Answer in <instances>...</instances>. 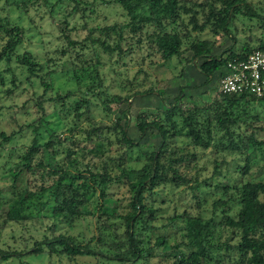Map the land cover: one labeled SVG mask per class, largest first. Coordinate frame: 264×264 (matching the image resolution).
<instances>
[{
	"label": "trees",
	"instance_id": "16d2710c",
	"mask_svg": "<svg viewBox=\"0 0 264 264\" xmlns=\"http://www.w3.org/2000/svg\"><path fill=\"white\" fill-rule=\"evenodd\" d=\"M114 1L124 11L127 23L100 30L106 39L116 37L114 46L101 40L96 42L109 56L120 50L121 43H128L130 36L123 38L125 30H128L132 34L130 39H136L135 44L141 46L146 42L164 61L190 51L194 63L196 60H203L198 68L199 73L207 80H212L218 73L219 80L224 75L223 67L227 62L236 58L244 60L250 52L242 46L240 54L232 52L222 59L221 56L211 54L208 42L191 40L190 34V31L201 33L209 29L213 34L227 35L231 32L229 23L238 14L252 15L251 4L246 0ZM23 4H15L19 12L26 11ZM4 5H8V0H5ZM261 20L259 29L262 34L257 38L258 47L264 38V16ZM15 24L7 15L0 16V62L6 65L4 72L10 76L14 90L25 82L31 87L35 83L41 84L44 88L43 95L35 102L42 111L41 115H45L44 101L63 100L70 92L65 97L55 92L56 98H43L51 89L53 79H58V75L37 62L30 53H17L23 42V31ZM147 27L153 28V31L145 32ZM87 39L92 44L95 43L91 34ZM68 42L74 44L70 40ZM129 44L133 46V43ZM20 73L23 75L20 76ZM88 75L95 81L98 80L97 69L92 72L88 70ZM67 80L76 88H81L80 76L74 70ZM2 81L0 71V82ZM183 88H178L179 95L173 105L167 104L163 95L152 88L142 93L136 91L125 98L127 101L134 96H154L165 107L163 111L140 112L135 116L139 139H143L149 131L156 132L159 139L154 150L145 152L142 160L144 162H141L139 169L130 166L136 160L132 155L138 154L142 147L139 139H133L128 134L127 119L122 124L121 119L116 118L111 125L87 119L88 126L81 131L85 134L84 142L94 147L95 156L88 159L86 166L78 159L84 158L83 154L79 156L69 147H78L74 140L75 127L66 128L68 136H57L55 139L58 140L53 142L47 140L51 142L53 158L65 155L61 160L47 163L44 160L46 144L39 143V138H42V124H37L35 120L24 127L31 129L34 137L29 148L19 155V161L13 164L19 167L14 178L19 179L25 173L33 177V184L25 185L18 196L19 202L6 211L3 222H25L32 220L33 210L38 214L49 210V215L45 217L52 220L50 230H54L61 224L73 227L77 222L86 221L89 217L97 220L104 214L113 221L119 220L114 223L123 227L126 240V247L118 244L107 246L100 239L96 246H90L88 243L80 244L63 234L53 238H46L44 235L41 241L34 242L31 249L24 253L47 257L56 255L69 261L78 257L97 258L106 263L117 264H136L147 260L153 255L154 249L168 244L169 240L166 235H157L154 248H151L145 242V237L165 229L179 231L182 219H194L191 215L180 213L164 218L165 224H158L161 217L157 216L155 197H158L164 186L171 185L176 188L183 185L195 200L198 212L195 219L208 232L200 230L197 238L180 243L184 247L182 250L177 245V255L171 256L173 264H264V165H257L256 170L251 173L248 165L255 154L264 159V118L259 116L254 106L256 103L264 106V95L257 98L246 94L219 93V97L207 105L184 106L181 102L184 97ZM94 95L98 99H103L100 95L105 96L100 82H93L80 90L81 99L75 102L83 105L84 111H87L91 102L85 97L92 96L93 100L96 98ZM121 113L128 116V110ZM108 135L114 136V139H107ZM55 136L54 133L48 135L50 138ZM13 138V133L0 131V147ZM63 142H68L69 149L63 146ZM112 147L116 149L113 154ZM197 148L213 149L221 157L227 153H238L243 155L246 163L238 167V176H232L227 168L221 174L219 164L215 165L210 180L214 181L213 188L217 196L207 207L210 216L206 219H202L203 204L208 201L211 189L207 180L198 179L196 157L193 155ZM112 162L121 166L119 173L111 172ZM35 176L39 179L36 180ZM254 177L258 179L254 180ZM118 183L126 185L131 198L124 212L112 211L110 216V213L102 211L103 205L98 206L92 198L97 194L100 199L105 200L110 187ZM93 203L95 206H92ZM96 224L101 225V222L96 221ZM101 233L103 232L100 230ZM113 243L110 240V244ZM99 249L103 252H99ZM24 253L5 252L1 249L0 262L19 258Z\"/></svg>",
	"mask_w": 264,
	"mask_h": 264
},
{
	"label": "rangeland",
	"instance_id": "374dc122",
	"mask_svg": "<svg viewBox=\"0 0 264 264\" xmlns=\"http://www.w3.org/2000/svg\"><path fill=\"white\" fill-rule=\"evenodd\" d=\"M246 1L251 4L252 15L238 14L229 23L230 33L227 35L213 34L209 29L201 33L190 31L191 40L208 42L211 54L216 57L221 56L222 59L232 52L240 54L242 46L249 49L250 52L255 50L258 47L257 38L262 34L259 27H261V19L264 16V0ZM4 2L5 0L0 1V8H4L0 10V16L7 15L23 31V42L17 53L22 54L25 51L30 53L37 62L58 75V79H53L51 89L43 98H56L55 92L64 97L70 93L63 100L44 101L43 112L45 115H41L42 111L38 109L35 102L39 96L43 95L44 88L41 84L35 83L31 87L25 82L14 90L10 76L4 72L6 65L2 61L0 62V71L3 77V81L0 82V131L14 134V138L9 143L0 147V250L24 253L31 249L34 242L41 241L44 235L46 238H53L59 234L70 236L80 244L88 243L90 246H96L100 239L107 246L118 244L126 247L124 229L114 223L119 220L113 221L111 217L104 214L97 220L89 217L86 221L77 222L73 227L61 224L58 229L54 230H50L52 220L45 217L49 215V210L41 211L39 214L33 210L32 220L25 222H3L6 211L19 202L18 196L21 195L25 185L33 184V177L25 173L19 179L14 178L19 167L13 166V164L19 161V155L29 148L34 137L32 130L24 127L35 120H37V124H42V138H39V143L46 144L44 147L46 163L65 157L63 155L53 158L51 142L47 140L53 142L58 140L55 139L57 136L60 138L68 136L66 128L75 127L74 140L78 147H69L79 156L83 154L84 158L78 157V159L86 166L88 159L95 156L94 147L84 142L85 134L81 131V129L87 128L88 118L107 125L113 124L116 118H120L122 124L127 119L129 122L128 134L133 139H139L135 116L140 112L163 111L165 107L160 105L154 96H134L127 101L125 98L136 91L142 93L152 88L163 95L167 104L173 105L179 95L178 88L184 87V97L181 99L184 106L185 104L204 106L219 97L216 89L218 73L213 76L212 80H207L198 71L203 60L199 59L194 63L190 51H186L180 57L164 61L146 42H143L141 46L135 44L136 39H130L132 34L128 30H125L123 34V38L130 36L128 43H121L120 50L110 56L105 54L99 43L96 42L101 40L114 46L116 37L106 39L100 30L108 26H123L127 23L124 11L114 0H30V2L28 0H8L7 6L4 5ZM21 3H24L22 7L26 9L25 12H19V9L15 7V4L21 5ZM144 31L150 33L153 28L147 27ZM89 34L95 43L92 44L87 39ZM69 40L74 44H69ZM129 43H133V46ZM14 65L18 67L16 63ZM93 69L98 70V80L96 81L88 75V70L92 72ZM72 70L80 76V89L67 80L70 78ZM22 75L20 73V76ZM66 80L67 82L64 83ZM93 82L102 84L105 96L100 95L103 99H98L94 95L96 98L93 100L92 96L85 97L91 102V105L87 111H84V106L78 105L75 101L81 99L80 90ZM106 97L111 101H107ZM254 106L259 116L264 118V106L258 103ZM124 110H128V116L121 113ZM51 133L56 134L55 137H52L53 139L48 137ZM107 139L113 140L114 136L108 135ZM139 141L142 150L138 154L132 155V158L136 160L130 163V166L136 169H139L141 162H144L142 160L145 152L154 150L159 139L156 132L149 131ZM67 145H69L68 142H63V146L67 147ZM111 150L112 154L116 151L113 147ZM193 155L196 157L198 179L200 181L207 180V183L210 184L211 192L208 193V201L203 204L202 219H206L210 216L207 207L217 196L213 188L214 181L210 180L215 165L219 164L218 168L221 174H224V169L227 168L232 176H238V167L244 166L246 163L241 154L227 153L221 157V154L216 153L213 149L197 148L196 151H193ZM94 162H96L95 159ZM248 165L249 172H254L257 165H264V159L255 154ZM120 171L121 166L112 162L111 172L119 173ZM34 178L36 179V176ZM253 179L257 180L258 178L254 177ZM130 198L126 185L118 183L110 187L105 200L100 199L96 194L92 201L97 202L98 206L102 204V211L105 213L112 211L122 213L127 209ZM154 204L157 208V216L161 217L159 225L165 224L164 218L174 214L185 213L194 219H182L179 223V231L171 229L166 231L165 229L145 237V242H148L151 248H154V239L157 235H166L169 242L154 249L150 258L136 264H173L171 256L177 255L176 246L197 238L200 230L208 232V229L203 227L197 218L195 219L198 213L195 200L192 198L191 192L183 185L176 188L171 185L164 186L158 193V197H155ZM92 206L95 204L93 203ZM109 215L111 216V213ZM96 221H100L101 225H97ZM100 230L103 233L100 234ZM110 240H113L114 243L110 244ZM107 246L104 247L107 248ZM179 249L182 250L184 247L180 245ZM98 251L103 252L100 249ZM0 264L117 263H106L101 259L85 257L69 261L56 255L47 257L24 253L19 258H10L7 261H1Z\"/></svg>",
	"mask_w": 264,
	"mask_h": 264
},
{
	"label": "built area",
	"instance_id": "2783aa9c",
	"mask_svg": "<svg viewBox=\"0 0 264 264\" xmlns=\"http://www.w3.org/2000/svg\"><path fill=\"white\" fill-rule=\"evenodd\" d=\"M224 75L217 82L221 94L264 95V38L260 47L250 52L244 60L234 59L223 67Z\"/></svg>",
	"mask_w": 264,
	"mask_h": 264
}]
</instances>
